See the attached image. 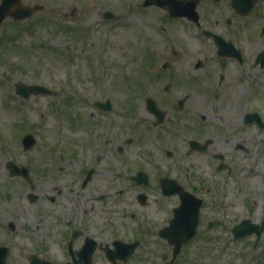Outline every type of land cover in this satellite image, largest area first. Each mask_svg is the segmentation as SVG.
I'll return each mask as SVG.
<instances>
[{
	"label": "flooded vegetation",
	"instance_id": "af4514ba",
	"mask_svg": "<svg viewBox=\"0 0 264 264\" xmlns=\"http://www.w3.org/2000/svg\"><path fill=\"white\" fill-rule=\"evenodd\" d=\"M167 7H159L164 42L141 50L126 75L119 132L115 107L79 112L76 138L60 147L66 155L46 143L43 168L29 170L42 174L44 190L6 191L19 171L0 182L6 264H114L132 243L129 258L161 254L163 236L185 239L190 264H205L216 252L208 244L220 241L238 246L214 264H264V0H184L173 16ZM15 157H1L8 175ZM127 192L116 211L113 195ZM25 222L41 235L20 230ZM242 222L258 229L235 236Z\"/></svg>",
	"mask_w": 264,
	"mask_h": 264
},
{
	"label": "rangeland",
	"instance_id": "374dc122",
	"mask_svg": "<svg viewBox=\"0 0 264 264\" xmlns=\"http://www.w3.org/2000/svg\"><path fill=\"white\" fill-rule=\"evenodd\" d=\"M142 1L23 0L24 3H41L44 9L20 22L10 18L3 20L0 25V136L4 140H0V160L8 152H15L20 162L23 160L22 162L29 163L30 157L34 156L35 164H43L42 161L47 160L44 144L51 145L52 140H61V145L56 148L65 147L67 142L64 139L76 137L73 135V128L76 126L70 125L69 121V128L65 123L60 126L62 115L75 118L79 112L87 113L88 96L92 97L96 92L100 97L104 95L101 91L102 83L112 92L116 109L115 131L119 132L123 118L122 115H117V108L122 112V96L124 97L123 91L126 90L124 77L128 75L127 72L129 75L134 74L141 50L144 52L148 47L155 49L164 42L160 30L163 11L156 4L143 6ZM109 11L117 18L104 17ZM16 82L43 84L57 90V95L20 98L14 93ZM65 107L67 111L64 110ZM26 132L33 133L39 139L38 144L26 152L16 150L14 140ZM54 134L57 137L61 134V139H55ZM4 144L9 145L3 150ZM76 145L77 143L72 142L70 148L74 150ZM9 156L15 157L13 154ZM63 163L70 164L66 161ZM28 166L30 170L33 169L31 165ZM3 173L5 175L1 168L0 178H3ZM31 177L38 187L32 192L45 189L41 186V173ZM27 187L17 178L15 183L6 185V191L18 192L21 196L28 190ZM128 195V192L120 196L113 195L116 211L126 208ZM19 202L25 204L21 199ZM104 202L108 203V199ZM147 208L152 209L149 206ZM114 220L120 222L117 213L114 214ZM122 221L130 226L135 224L129 218ZM26 225L32 226L41 235L42 232L36 231L34 223L25 222L24 226L18 227L22 230ZM157 244L162 245V250L166 251L154 258L138 251L124 264H164L161 256L164 253L165 259L170 258V246L166 242ZM237 246L235 243H228L226 254L232 256L231 252ZM215 248L217 249L216 243L210 242L206 251ZM218 253L216 250L207 258L205 255V264H214ZM180 259L176 258L174 263L185 264ZM14 260V263L22 264L21 259ZM243 260H246L244 256Z\"/></svg>",
	"mask_w": 264,
	"mask_h": 264
},
{
	"label": "water",
	"instance_id": "95a60500",
	"mask_svg": "<svg viewBox=\"0 0 264 264\" xmlns=\"http://www.w3.org/2000/svg\"><path fill=\"white\" fill-rule=\"evenodd\" d=\"M167 1H168V4L170 5L169 11L173 13V10L176 9V5H178V3H176L174 0H167ZM9 2H12V3L15 2V3L19 4V6L17 5L18 8L13 10V12L9 11L8 8L5 7V5ZM41 7L42 6L39 4L20 5V0H3L1 5H0V21L6 15V12L9 13L10 15H12L16 19H22V18L30 16L33 11H35ZM172 13H170V14H172ZM107 16H108V14H107ZM17 90L23 96H27L32 92L37 94V93H47L49 91V89L46 88L45 86H41V85H37V84H31V85H26V86L25 85H19ZM31 138H32V135H29V134L24 136V139H31ZM169 229H171V227ZM192 233H193V231H191L188 234V236L192 235ZM180 243H181V241L175 242V245L177 247L176 250H178Z\"/></svg>",
	"mask_w": 264,
	"mask_h": 264
}]
</instances>
